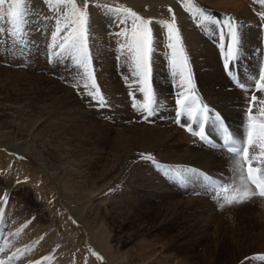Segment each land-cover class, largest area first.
I'll use <instances>...</instances> for the list:
<instances>
[{"label":"bare ground","instance_id":"6f19581e","mask_svg":"<svg viewBox=\"0 0 264 264\" xmlns=\"http://www.w3.org/2000/svg\"><path fill=\"white\" fill-rule=\"evenodd\" d=\"M42 1L49 2L24 0L22 18L30 38L38 45L46 43V47H49L53 34L66 35L73 25L66 22L64 2H56L57 9L54 5V10L49 13ZM122 1L136 11L169 15L176 20L178 40L183 47L182 50L176 44L177 54L179 57L182 50L189 60L187 65L191 85L179 75H174L172 49L167 51L169 55L163 60L160 53L162 46L158 41L163 40L162 36L168 32L161 20L154 19L149 56V86L154 103L151 104L153 115L148 117L147 111L142 108L145 103V94L140 92L142 77L136 74L134 53L128 50V46L132 45V15L87 0L86 42L96 67V81H93L94 78L90 80L92 74L89 73L91 78L79 75L72 82L71 78L66 77L64 84L59 79L61 77H55L57 72L52 71L55 76L50 77L31 72V69L15 70L0 66V83L8 84L5 90L0 91V142L33 155L44 169L46 179L43 180L49 181L50 190L71 197L72 203H80V200L88 202L103 194L106 188L112 189L120 184L131 185L134 189L139 183L150 187L153 192L164 193L163 197L176 198L181 196V190L182 193L193 194L197 191L190 186L184 187L189 180L208 182L203 174L214 177L221 191L227 190L225 185L220 184L221 180L225 182L237 178L240 187L239 196H236L239 197L238 201L245 192L256 195L243 199L241 205L228 215H233L235 225L243 228L247 234L253 233L264 245V197L258 195L256 188L247 181L240 154L207 146L197 135L201 120L207 114V119L203 121L204 133L219 137V118H223L230 125L234 137L242 143L249 131L247 110L251 95L257 97L253 115L259 124L264 123V118L260 117V110L264 109V103H261L264 101V91L256 90L259 73L264 69V0H253L256 13H250L239 5L241 0H218L234 12L232 19H228V26L236 32L235 41L240 50L230 55L224 48V51L218 49L221 45L218 38L222 19L213 15L210 17L203 8L205 6H200L198 2ZM200 1L213 5V0ZM51 14L58 16L49 26L47 18ZM3 20V35L7 39V31L12 30V25L7 16ZM136 22L139 24L140 19ZM57 27L60 28L58 33ZM109 30L112 36H108ZM224 44L225 40L223 47ZM37 64L38 69L41 66L39 59ZM224 66H229L228 73L222 71ZM86 86L91 89L92 96H97L100 109H95L93 102L84 94L83 88ZM74 87L82 89V93L76 92ZM180 93L189 97L190 102L186 104L192 112L191 116L177 115L183 110V106L176 104ZM193 96L195 100H192ZM256 131L257 134L261 131L258 124ZM246 147H249L252 165L261 169L258 176H264V157L259 155V143L255 148ZM154 162L160 171L165 170L166 166L172 169L178 181L183 182L179 184L180 187L173 186L168 191L166 179L154 171L153 174L146 173ZM38 174L35 172L33 178L39 179ZM220 193L227 197V191ZM186 198L192 207L201 209L199 212L205 213L208 218L215 216V211L207 204L210 202L203 195ZM104 199L112 203L113 213L129 206L125 199L117 200L114 196ZM81 207L75 208L76 215L84 206ZM48 240V236L41 240L45 250L49 246Z\"/></svg>","mask_w":264,"mask_h":264},{"label":"rangeland","instance_id":"374dc122","mask_svg":"<svg viewBox=\"0 0 264 264\" xmlns=\"http://www.w3.org/2000/svg\"><path fill=\"white\" fill-rule=\"evenodd\" d=\"M23 1L4 0L0 5V66L15 70L24 68L30 71L31 69V72H40L50 77L55 76L54 73L57 72L55 77H61L62 79H59L62 82L66 77L71 78L72 82L77 80L79 75L92 74V78L89 76L90 80L94 78L93 81H96L97 71L89 53L87 70L83 64L76 63L79 57L58 54L62 51L59 47L60 43H63L64 36L69 33L63 36L56 34V41H52L49 47H46V43L38 45L30 38L25 29L24 18H21L19 23L13 22L10 12L17 2L20 4V11L23 12ZM94 1L114 9L127 10L126 12L131 15L135 13L140 21H152L151 34L153 20L159 19L166 25L167 32L168 25H173L174 35L178 36L177 22L169 15L139 12L127 6L122 0ZM194 1L200 6H205L203 8L210 17L222 19L221 34L218 38L221 40V45L218 49L220 51L225 49L229 55L236 54L240 46L237 41L231 42L233 29L228 26V19H232L234 14L231 8L224 7L218 0H213V5L204 4L200 0ZM42 2L49 13L56 7V2L57 4L64 2L67 6H64L67 14L66 22L73 27H76L73 22L77 20L80 11H86L89 16L88 7L85 8V2L82 0H74L75 10L70 0ZM252 2L254 1L241 0L239 5L250 13H256ZM4 16L8 17L12 25V30L7 31V39L3 35ZM57 16V14L48 16L47 25H53ZM108 33L110 36L111 30ZM162 39L158 44L162 46L160 53L163 60H166L169 55L167 51L171 50V43H178L180 48L181 42L171 39L169 32L164 34ZM181 48L183 50V47ZM38 59L41 66L37 69ZM224 67L222 71L228 73L229 66L225 69ZM3 83H0V91L5 90L8 85ZM63 83L65 84L66 81ZM74 89L82 93L79 87ZM90 90L88 86L83 88L84 94L93 102L94 108L100 109L97 96H92ZM255 155L258 154L255 152ZM153 165L146 173L157 172V175L166 179L168 191L173 186L180 187L179 184L183 183L178 181L177 176L173 174L174 171L168 166L160 171L155 166V162ZM35 172L39 173V179L33 178ZM43 173L44 169L33 155H27L0 142V262L2 264H264L262 241L253 233L247 234L243 228L235 225L233 220L235 217L230 215L243 202V200L239 201L240 204L237 202L239 197L236 196H239L240 192L237 178L220 181L227 190H219V192L227 191V197L223 193H216L215 190L213 192L208 182L186 180L185 182L188 183L184 182L186 184L184 187L197 189L194 194L185 191L182 193L181 190V196L170 198L163 197L164 193L153 192L150 187L139 183L134 189L131 185L120 184L112 189L106 188L103 194L88 202L83 203V200H80V203H72L71 197L50 190L49 181L43 180L46 179ZM195 194L203 195L206 201L210 202L207 204L215 211L214 217L208 218L205 213L199 212L201 209L192 207L187 202L186 197ZM112 196L117 200L125 199L129 206H126L125 210L113 213L112 203L104 199ZM231 196L232 200H230ZM222 197L226 199L223 201ZM229 200L232 202L229 203ZM81 205L84 207L80 209L79 215H76L75 208ZM222 217L226 218L222 220ZM43 236L49 238V246L46 250L41 244ZM41 250H45L42 251L43 254Z\"/></svg>","mask_w":264,"mask_h":264},{"label":"snow or ice","instance_id":"6c2138e0","mask_svg":"<svg viewBox=\"0 0 264 264\" xmlns=\"http://www.w3.org/2000/svg\"><path fill=\"white\" fill-rule=\"evenodd\" d=\"M72 3L73 10L76 9V4L74 3V0H70ZM4 3V0H0V5ZM89 5L87 4V0L85 2V8H87ZM116 11H127V10H120L116 9ZM11 17L13 18L14 23H19L22 18V12L20 11V4L17 2L12 11L10 12ZM206 19H209L206 17ZM139 20V17L135 15V13H132L131 17V27H132V45L128 46L129 52H133L134 56L133 59L135 61V66L137 69V75L142 77V80L140 83L143 85L140 87V92L145 94V103L142 105V108L147 111L148 117L153 115V111L151 109V104L154 103L152 99V90L149 86V54H150V46L152 43V34L150 29V24L152 21H140L139 24H137L136 21ZM87 21H88V14L86 11H80L77 15V20L73 23L76 24V27H73L71 32H69L68 35L64 36L63 43H60L59 47L62 50L59 55H75L79 57L76 60L77 64H83L85 69H87V56H88V49H87V43H86V37H87ZM60 31V28L57 27L56 32L58 33ZM168 32L170 34V38L173 40H178L179 37L174 35L175 28L173 25H168ZM53 41H56V34H53L52 36ZM232 39L236 40V34L233 30L232 32ZM134 45V47H133ZM172 49V67L174 75H179L182 80H186L188 85H191V75L188 71V65H187V59L184 57L183 52L179 53V57L177 54V46L175 43L170 45ZM231 51V50H230ZM228 65V64H226ZM256 90L264 91V69H262L259 73V78L256 81ZM192 100H195V97H192ZM186 102L189 101V97L184 95V93H180L179 97L176 100V104L178 106H183V110L181 112H178L177 115H192L191 110L188 108ZM257 102L256 95H251L249 100V108H248V114H249V121H250V127L249 131L247 133V145L251 146L253 148L256 147L257 143H259L260 147V157H264V123H260L258 125L259 129L261 130L259 134H257V118L253 115V109L255 107V104ZM261 103H264L262 101ZM207 108H205V113H207ZM148 117H145L147 119ZM260 117L264 118V109L260 110ZM207 119V114H205L201 120V126L200 130L197 133V135L200 136V138H204V127H203V121ZM191 131V128H189ZM234 152L239 151L236 148L231 149ZM243 158L248 163L247 168V174H248V180L256 185L257 189H259V195L261 197H264V176H257L254 175V173L261 172L260 168H253L252 167V161L249 160V147H245L243 149ZM259 159V158H256ZM252 195H256V193H248L245 192L243 196L241 197V200L243 199H250ZM232 201H229L231 203ZM239 202V201H237ZM2 264V262H0Z\"/></svg>","mask_w":264,"mask_h":264}]
</instances>
